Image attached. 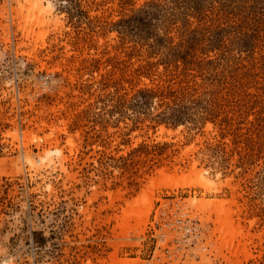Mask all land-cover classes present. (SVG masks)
<instances>
[{
	"label": "rangeland",
	"instance_id": "1",
	"mask_svg": "<svg viewBox=\"0 0 264 264\" xmlns=\"http://www.w3.org/2000/svg\"><path fill=\"white\" fill-rule=\"evenodd\" d=\"M38 1L0 0V264H264V0Z\"/></svg>",
	"mask_w": 264,
	"mask_h": 264
},
{
	"label": "bare ground",
	"instance_id": "2",
	"mask_svg": "<svg viewBox=\"0 0 264 264\" xmlns=\"http://www.w3.org/2000/svg\"><path fill=\"white\" fill-rule=\"evenodd\" d=\"M27 2H25L26 4H28V15H32L31 13H32V11L34 12V10L35 9H38V7H37V5H39V1L38 0H26ZM34 1V2H33ZM27 7V6H26ZM25 8V7H24ZM29 18V17H28ZM26 27H28V25L26 24ZM25 27V30L26 29H28V28H26ZM166 177V176H165ZM172 180V179H171ZM178 180H179V178H178ZM168 181H170V180H168ZM163 182V181H162ZM166 182V181H165ZM171 183V181L169 182V184ZM185 183V182H184ZM154 184V183H153ZM156 184V183H155ZM159 184V183H158ZM172 184H173V182H172ZM172 184H170V185H172ZM198 184L200 185V186H202L205 190H208V184L205 182V181H203V180H200V181H198ZM157 185V184H156ZM168 185V184H167ZM152 186H154V185H152ZM167 187V186H166ZM143 195V194H142ZM144 195H145V192H144ZM146 196V195H145ZM144 196V197H145ZM151 197V196H150ZM149 198V197H148ZM129 204V203H128ZM133 205H131V204H129L130 205V207H129V209L127 208L126 210H124L123 212H122V214L124 213V215H122V216H120V217H122L121 219H120V221H119V228H120V230L122 231V232H128L129 230H130V228H132L131 227V223H130V221L131 220H134V222H138V223H136L137 225L140 223V222H142V220H144V218H146L147 216V214H148V212L150 211V201H148V199L147 198H144V199H142V200H138V201H136L135 200V203H132ZM197 207H198V210L200 209V211H209V212H212V214H215V216H216V220H215V224H216V226H215V230H217V232H218V234H221V236L219 237V239H221L222 241H220V243H221V245H223V244H225L226 242V239L228 240L229 238H227V236L229 237L230 236V239H232V238H234L235 237V235L234 234H239L238 233V231L236 230V227L234 228L233 226H232V222H233V219L232 220H229V218L231 217V216H233L232 214H231V216H230V212L231 211H229V209H227L226 207H225V205H227L226 204V202L225 201H216V200H212V201H205V200H200V201H197ZM229 204V203H228ZM197 209V208H196ZM235 212V211H234ZM201 213V212H200ZM206 213V212H205ZM144 216H146V217H144ZM208 216V215H207ZM210 216V215H209ZM211 218V217H210ZM142 219V220H141ZM209 219V218H208ZM135 220H139V221H135ZM232 221V222H231ZM136 224L135 225H133V226H136ZM124 228L125 229H128V230H124ZM234 235V237H231V236H233ZM225 238V239H224ZM225 241H224V240ZM233 240V239H232ZM231 241V240H230ZM225 242V243H224ZM237 244V243H236ZM229 245H230V243H229ZM225 247V246H224ZM236 252V251H235ZM240 253V252H239ZM246 258V257H245ZM239 259V258H238ZM112 264H133V263H131V262H128V261H113L112 262Z\"/></svg>",
	"mask_w": 264,
	"mask_h": 264
}]
</instances>
